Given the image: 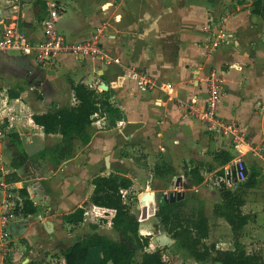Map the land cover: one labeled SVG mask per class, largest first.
Segmentation results:
<instances>
[{"label":"crops","instance_id":"1","mask_svg":"<svg viewBox=\"0 0 264 264\" xmlns=\"http://www.w3.org/2000/svg\"><path fill=\"white\" fill-rule=\"evenodd\" d=\"M57 1L62 6L57 19L64 37L85 39L94 25L104 23L100 45L116 60L58 52L49 63L39 65L31 57L0 53V210L3 195L19 197V188L26 190L35 206L34 212L16 214L8 221V237L0 239V264L28 260L62 264L58 249L75 239L92 246L87 249L86 264L99 259L100 244L124 250L114 228L92 225L95 218L86 219L84 214L93 211L100 221L107 220L97 217L101 210L114 214L88 199L90 178L112 170H118L122 198L126 200L128 192L135 198L130 211L137 210V220L117 216L133 224L129 233L139 261L154 246L150 240L142 245L140 235L150 239L155 232L154 215L141 218L145 211L139 197L151 190L154 199L161 188L169 187L170 179L180 175L182 187L187 183L185 189L195 190L204 200L208 224L204 244L230 249L236 240L245 252L258 253L264 264V159L248 148L260 145L264 149V15L251 12V0ZM0 8L6 11L0 15V27L15 21L30 40L41 38L42 0H0ZM221 15L227 38L212 49L210 38ZM211 68L224 78L217 115L234 120L246 141L211 135L196 115L206 94L203 77ZM140 69H147L156 85L138 88L130 72ZM79 82L107 92V106L90 116L89 140L83 145L76 140L73 155L54 166L29 159L16 168L10 166L14 149L5 133L15 131L28 154L56 142L60 134L44 133L30 115L51 104L75 103L71 85ZM160 83L165 90L157 86ZM8 90L16 96L9 97ZM217 150L227 152L230 159L215 157ZM6 152L10 156L3 160ZM238 158L244 160L245 172L254 173L255 183L245 189L240 205L244 224L232 233L224 218L212 215L211 205L219 201V183L234 188L225 184L222 172ZM116 163L117 168L109 167ZM194 167L202 176L200 183L192 176ZM155 171L164 178L155 176ZM169 172L171 177H166ZM76 207L82 208L81 220L66 222L64 215ZM90 226L92 234L82 236ZM161 253L167 264L171 260L172 264L216 262L197 263L174 241L163 246Z\"/></svg>","mask_w":264,"mask_h":264},{"label":"trees","instance_id":"2","mask_svg":"<svg viewBox=\"0 0 264 264\" xmlns=\"http://www.w3.org/2000/svg\"><path fill=\"white\" fill-rule=\"evenodd\" d=\"M251 12L263 16L264 2L262 0H251ZM71 89L76 100L75 103L64 101L51 104L45 111L33 112L30 115L33 122L39 125L44 133L58 132L60 134L56 142L28 154L23 149L20 137L15 131L5 133L7 142H12V148L14 149L9 159L10 166L16 168L26 159L31 161L45 160L54 166L61 160L73 155L76 140L79 141V145H83L89 140L92 132L90 116L94 112H100L103 107L107 106V92H96L80 82L71 85ZM8 96L14 97L16 93L8 90ZM214 156L222 158V161L230 159L229 154L223 150L215 151ZM166 169L169 171L168 168L164 170ZM117 171L112 170L106 174H94L90 178L92 188L88 199L93 205L112 209L114 214L101 210L97 213V217L108 219L109 225L114 229L122 227L123 231L130 236L132 222H128L117 215H122L133 221L136 217L130 211L128 201L121 196L118 188L119 174ZM191 173L197 183L202 181V176L197 168H192ZM154 175L164 178V174L159 171H155ZM166 175V177H171L172 173L169 172ZM254 183V173L245 172L244 179L236 181L234 188H229L222 183L217 185L219 201L212 203L211 213L214 216L224 218L232 233L238 231L244 224V215L241 213L240 205L244 201L245 189L253 186ZM18 193L21 196L19 206L21 213L34 212L35 206L28 197L26 190L19 188ZM154 203L156 205L155 220L164 225L166 233L173 239L174 244L184 249L195 262L202 263L211 260L218 261L220 264H263L258 253L245 252L243 245L236 240L232 241L230 249H215L212 245L204 244L203 238L207 235L208 230L207 217L204 213V200L196 196L195 190H186L182 198L172 202L163 201L161 193L157 192ZM81 217L82 208L76 207L70 213L64 215V220L76 224L81 220ZM89 228L93 230V226ZM95 237L96 242L93 243L96 246L98 243L97 236ZM140 239L142 245L146 246L149 242L148 235H140ZM115 241L118 245L120 244L118 239H115ZM88 247H92L91 244H82L75 239L65 247L58 249L63 258L62 264H86ZM122 247L124 250L111 247L105 243L100 244L101 255L94 264H133L127 254L133 252V250ZM162 248L153 246L151 250L143 254L137 264H167L162 257ZM211 250L213 254H211ZM22 264L50 263L41 260H28Z\"/></svg>","mask_w":264,"mask_h":264},{"label":"built area","instance_id":"3","mask_svg":"<svg viewBox=\"0 0 264 264\" xmlns=\"http://www.w3.org/2000/svg\"><path fill=\"white\" fill-rule=\"evenodd\" d=\"M43 16L40 19L42 36L36 41L30 40L26 33L16 24L15 21L7 22L0 27V53H14L21 56L31 57L35 63L45 65L58 52H67L76 57L87 55L99 57L102 61L108 62L116 60L109 54L103 52L100 45V38L103 36L104 23H98L93 26L89 36L81 40H67L60 30L58 22V10L62 7L57 0H42ZM15 6V5H13ZM6 11L0 8V15L4 16ZM224 15H221L214 25V30L210 38V48H216L226 41L227 33L221 27ZM130 76L135 81L138 88L144 89L152 87L155 84L153 77L147 69L132 70ZM223 75L215 68H211L204 75L203 80L206 85V94L202 107L196 111L197 117L203 124L204 129L213 136L229 137L233 142L246 141L245 133L239 125L231 119H224L217 115V102L222 91ZM161 89H166L164 83L157 84ZM100 89V86L97 85ZM250 151L264 159V149L260 145L248 147ZM235 167L234 178L230 175L226 177L228 167L222 175L225 177L226 185H234L236 181H241L245 176V163L242 158L236 159L233 164ZM183 188V187H182ZM175 190L176 193L181 189L179 187L169 186L160 189V193L166 194L169 190ZM120 191V190H119ZM122 195V192H120ZM17 205L20 206L19 197H15ZM3 208L0 210V238L5 240L6 225L15 215L13 212V201L11 195H3Z\"/></svg>","mask_w":264,"mask_h":264},{"label":"water","instance_id":"4","mask_svg":"<svg viewBox=\"0 0 264 264\" xmlns=\"http://www.w3.org/2000/svg\"><path fill=\"white\" fill-rule=\"evenodd\" d=\"M109 167L117 168L118 163H116L115 165H110ZM234 171H235V167L234 165H232L228 169V172L226 173L225 176L228 177L230 175L233 179H235ZM167 186L179 187L181 189L178 191V193H176V191L173 189L169 190L166 194L161 193V198L163 201L172 202L174 200H178L182 198L186 193V189L182 188V182H181L180 175H177L173 177L172 179H170ZM143 199L145 200L147 199V202H145L144 200L140 201L142 202V207L145 211V214L154 215L156 205L154 203L152 191L151 190L147 191L145 195L143 196ZM145 203H146V206H145ZM156 222H157L156 230L154 233H152L149 240L154 246H157V247L168 246L173 241V239L166 233L164 225L158 220H156ZM49 223H50L49 221H46L45 224L49 225ZM92 232L93 231L90 228L85 229L81 232V235L82 236L90 235L92 234ZM113 233L115 234V236L119 239V241L122 243V245L126 249L132 250L134 248L135 244L133 240L130 238L129 235H127L126 232L123 231L122 227L115 228L113 230ZM128 257L133 264L139 263V259L134 252L131 251L130 253H128Z\"/></svg>","mask_w":264,"mask_h":264},{"label":"rangeland","instance_id":"5","mask_svg":"<svg viewBox=\"0 0 264 264\" xmlns=\"http://www.w3.org/2000/svg\"><path fill=\"white\" fill-rule=\"evenodd\" d=\"M103 125H105V124H103ZM34 146L35 145H33L32 146V148H34ZM6 156H4L3 157V160H6V158H8L10 155L6 152ZM122 185V184H121ZM187 186H188V184L187 183H184L183 184V187H184V189L185 188H187ZM122 188V187H121ZM129 193V196H127L126 198V200L128 201V204H129V207L130 208H132L133 207V209H134V205H133V202H134V200H135V198H134V196L132 195V194H130V192H128ZM20 195H19V199H20ZM139 199H140V201H142V200H145V199H143V196H140L139 197ZM11 200L13 201V212H14V215H19V214H21V211H20V208H19V206L17 205V199L16 198H14V196H11ZM208 204V203H207ZM205 205H206V203H205ZM209 207V206H208ZM85 214V217H86V219H94L95 218V220L93 221V223H92V225L94 224L95 226H96V222L99 224V225H103L105 228H108V227H110V225H109V222L107 221V220H99V219H96V213L95 212H93L92 211V213H89L88 215L86 214V213H84ZM136 218H135V220H137V210L135 209L134 210V212L132 213ZM144 216H149V215H146L145 213L143 214V216L141 217V218H144ZM90 217V218H89ZM149 217H153V216H149ZM97 220V221H96ZM99 220V221H98ZM153 221L155 222V230H156V226H157V222H156V220L155 219H153ZM8 223V222H7ZM77 224V223H76ZM107 233V232H106ZM7 237H8V234H5V238L7 239ZM113 238H115L114 236H112ZM1 239V238H0ZM2 240V239H1ZM4 240V239H3ZM2 240V241H3ZM5 243V242H4ZM7 243V242H6ZM172 261V260H171ZM169 262L168 264H172L173 262ZM214 264H220L218 261H216Z\"/></svg>","mask_w":264,"mask_h":264}]
</instances>
